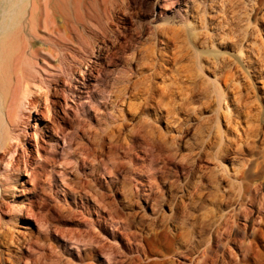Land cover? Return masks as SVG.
I'll return each instance as SVG.
<instances>
[{
	"label": "rangeland",
	"instance_id": "374dc122",
	"mask_svg": "<svg viewBox=\"0 0 264 264\" xmlns=\"http://www.w3.org/2000/svg\"><path fill=\"white\" fill-rule=\"evenodd\" d=\"M94 1L97 4L96 6ZM122 1L85 0L87 4H85L86 6L83 5L85 7L83 15L91 23L97 22L96 16L98 15L101 18L104 15L106 16L109 9L111 13H108L111 16L126 17L120 8ZM242 1V5L237 9L239 13L235 22L237 24L236 35L243 29L241 37L246 35L247 39L255 42L250 44V42L246 43L245 40L243 44L249 50L254 49L252 56L254 61H257V50L259 47H263L262 44L264 45V26H256L252 17L250 19L246 17L255 0ZM5 2L6 0H0V11L4 10ZM224 3L225 0H188L181 8L180 13H182V16H180L177 2L171 6L169 0L162 2L160 5L153 0L154 16L146 23L147 30H142L138 25L132 23L129 26V31L121 34L118 39L114 37L112 39L115 42L112 49L113 57L111 60L103 58L106 67L103 69L100 78L95 79L90 74V67L95 64V56H85L86 54L81 51L78 43H76L77 41L74 43L67 41V36L72 35V17L66 16L62 10L55 8L54 5L49 6L44 0H27L25 2L21 14L26 22L21 28L23 43L32 44L35 49L40 51L51 52L54 56V64H57L59 59H65L66 57L64 61L66 64L74 60V62L79 63L84 73L77 72L74 79L67 78L66 80L62 79L60 82L54 81L51 85L44 84L43 88L36 93L32 107L23 115L21 133L24 135L25 140L22 142L19 151L22 156L42 161L43 157L49 155V151L46 149L48 136L54 137L55 143L59 142L60 147H62L65 145L63 136L67 134V141L73 146V149L62 151L63 148H61V151L57 153L55 162H49L50 176L48 179L46 177V180L26 181L24 177L29 179L27 173L23 177H16L17 185L12 190L16 193L7 196L4 200L3 209L0 210V239L5 233V239H7L5 242L9 240V250H11L8 253L9 256L6 254L7 262L5 264H110L107 257L110 255L109 253H113V256H115V264H154L155 262V264H195L199 259L202 260V263L199 260V264H225L226 261L228 264H264V199L261 196H256L254 206L244 213L245 216L242 213L241 224L247 223V234L235 238L232 231L229 232L232 227L231 219L233 220L234 214H236L233 204H236L235 200L237 198L235 199V197H238L239 179L244 177L247 180L256 178L258 181L263 180L264 182V179H262L264 178V164L260 166L256 173L253 169L247 168L251 162L255 164V161H253L255 158L250 154L236 151L237 148H244L241 143L242 139L245 138L243 130L247 129V132H249L251 128V137L248 136L250 137L248 140L255 144V154L259 152L257 156L261 160V153L264 151V121L261 122V119H264V77H258L257 72L254 75L255 77L251 75L252 77L246 76L244 78V75H242V83L245 85L240 84L238 87L235 84L233 85L232 80L236 76H233L235 71L231 70L235 65L229 66L227 64V66H224L223 64L224 61L228 62L231 59H227L230 54L226 51L230 52L232 48L229 42L221 39L223 30L216 25L223 18ZM262 6L263 8L261 7L258 17L264 14V3ZM199 12L209 22L206 29L210 28V23H215L212 26L214 31L210 30L212 38L215 39V45H211V39L208 38L204 48L225 54L218 62L219 75H210L211 82L200 83L196 103L191 106L194 109L190 121L193 129L189 131L187 136L181 134L176 141H173L178 135L176 127L179 124L174 119L189 117L187 112L178 114L177 111L173 117H168L167 109L169 105L171 102H178L180 98H175L174 101L165 97H162V99L161 93H163L165 85L169 83L167 80L169 76L175 75L176 69L183 70V67L189 64V59L192 56L187 57V55L192 54L193 48L190 49L191 45H187L186 42L182 41L184 36L178 40L175 36H177V30L184 26L185 21L191 23L192 26H199ZM52 15L56 19L51 17ZM231 15L230 13L229 16ZM50 17L56 21V25L49 26L52 33L55 31L53 33L55 36L48 32L45 25L46 20ZM66 17L68 19H65ZM92 17L94 18L92 19ZM29 21H32L36 26L40 25L36 29L39 37L34 38L35 27L33 26V30L30 23H28ZM40 22L42 23L40 24ZM262 22L264 23V19ZM80 27L79 31L83 33L82 37L85 35L84 40L83 38L80 40L81 43L83 41L82 44L91 43V40L94 41L95 39V33L100 32L96 28L90 30ZM62 28H65V30ZM172 36L176 40L172 39ZM238 37L236 36L235 39L238 40ZM168 40L170 42L173 40L174 43L172 41L167 48ZM152 44H156L153 45L155 47L153 56L156 63L154 66L149 64L145 57V50L147 51L148 47L151 48ZM257 45L258 47H256ZM187 51H189L188 54ZM174 52H176V59L180 61L177 64L174 61L173 64H168L166 60ZM260 57L259 60L261 61L259 62L263 65L264 54ZM79 60L82 62L80 63ZM257 66H259V63H257ZM260 69L262 70L264 67H257L256 70L260 71ZM209 73L206 72V75H209ZM93 75L97 76V70L93 71ZM216 78H218V83H215ZM144 79L145 81H151L159 93L153 95L156 100L150 101L148 108L144 109L143 119L132 120L137 115L135 108L139 101L133 99L134 105L132 103V108L130 107L128 110L126 105H114L115 95L130 84L133 88L140 87V83L144 82ZM227 86L230 87L231 91L235 88V91L240 90L241 92L236 95L234 93L225 95L223 100L217 98L218 87L221 91L228 92L229 90H226ZM87 90L90 93H86ZM168 103L170 104L168 105ZM121 109L125 110L124 116L128 120L125 127H120L124 132L122 137H126L127 140L121 138L118 141V148L120 150L121 147V150H116L117 152L114 150L113 156L117 158H113L116 162L113 163L111 155L109 157L108 154L104 159L107 164H104L105 161L102 165L99 164L100 172L98 174L90 169V164L84 166L85 168L81 167V155L79 154L81 146L77 144L75 133L78 130L81 132V136L86 133V136L82 137L84 142L80 140L79 142H87V136L92 133L89 136L92 143L96 144V141H100L98 139L101 138L102 140L103 138L105 141L102 140V143L105 144L106 142L105 145L109 147L115 140L112 123L116 118L114 119L113 116H118ZM117 123L118 125L121 124ZM218 125L224 133L222 144L225 145L229 142L231 144L226 147L229 150L226 165L220 168L213 157L218 148L209 146L206 143L207 129L211 128L213 133L217 132ZM254 125H257L258 128ZM81 128L85 129V132ZM255 128L258 129V133H254ZM151 129H154L156 133L147 135ZM63 131L66 132L63 134ZM130 135L137 138L136 147L128 148L131 146L129 142ZM143 135L150 137V139L148 140ZM158 135H162L161 140H159ZM225 136L226 138H224ZM92 138H95L96 141ZM220 138L221 135H219ZM147 140H151L150 143ZM238 144L241 146L239 147ZM95 146L97 148V145ZM199 151L205 162H207L208 171L215 169L216 174L223 179V190L226 193L225 199L227 200L224 199L221 208H216L211 202H216L218 199L214 201L215 197H208L202 201L206 199L210 201L202 202L203 204L200 201L201 205H196L197 207L188 205L189 207L184 212L182 210L175 211L172 205L175 201L174 197L177 196L181 203L189 204L194 196L191 192L194 193L198 190L195 189L197 179L193 174L189 176L177 174L174 167H165L160 164L161 159L164 154L178 156L182 153L185 158H183L184 160L179 158V164L191 166L192 157ZM119 158H121V161ZM118 160L120 163H117ZM150 163L159 169L157 174L158 186L153 188H150L149 179H147L152 176ZM223 168L226 169L225 172ZM242 168L243 170L247 168L244 170L245 176L243 173L238 172ZM110 170H113L115 174H110ZM64 171L68 173L66 178L71 183L70 188L63 186L61 176ZM260 173L261 176H259ZM85 175L89 177L87 178ZM97 178H100L104 184L109 185H106V189L95 188L100 194H105L104 199L100 195L94 194L95 189L92 190L90 187L94 186V180ZM79 181L81 183L87 181L88 185L86 186V183L80 184ZM140 182H143L144 185ZM84 184L86 187L77 189L82 188L80 186ZM112 190L115 193L111 192ZM36 193H39L42 199H52L51 204L56 205L58 213L66 219L65 225H52L44 218L46 212L41 213L39 210H34V212L32 210L31 213L28 212L29 214L23 215L19 220L11 219V205L13 203L16 205L28 204ZM113 193L118 204V210L115 209V212L116 210L118 212L116 214L114 210H107L104 206V202L110 200L107 194L112 195ZM258 202L263 206L257 205ZM108 211L113 215L111 216ZM190 214L191 217L193 216L192 218ZM248 214L249 216L246 217ZM230 217L232 218L230 219ZM185 218L186 220H184ZM42 219L50 224H45ZM254 226H257L256 229L258 228V230H255V233L252 234L251 231ZM183 227L188 232L190 231V237H192V239H188L186 244L180 242L182 241L180 234ZM218 235L221 236L219 239H217ZM214 238L218 240L217 246L220 247V250H218L219 254L217 252L215 256L213 254L211 257L203 251L209 243L208 239L212 241L211 239ZM189 242L191 243L188 244ZM223 244L224 247H221ZM2 249L4 248L0 245V251ZM194 249L195 253L192 251ZM200 250L201 257L200 254L196 257ZM202 253L206 254L203 255ZM222 253L225 255L220 256ZM214 260L218 261L214 263ZM0 263L4 264L2 261Z\"/></svg>",
	"mask_w": 264,
	"mask_h": 264
},
{
	"label": "bare ground",
	"instance_id": "6f19581e",
	"mask_svg": "<svg viewBox=\"0 0 264 264\" xmlns=\"http://www.w3.org/2000/svg\"><path fill=\"white\" fill-rule=\"evenodd\" d=\"M44 1L49 6L54 5L55 8L62 10V12L66 16H69L70 18L72 17V20H73V25L71 26L72 35H70V37H68L69 35L67 36V39H68L67 41H69L71 43H74L75 41H77L76 43H78V46L81 49V51L86 54L85 56H87V55L95 56V58H96L95 64L90 67V74L92 75V77H95V79L100 78V75H102L103 69L106 67L104 65L103 60L104 59L105 60H107V59L111 60L113 57L112 49H113V45H115V42L112 39L114 37L116 39H118L121 34L129 31L130 30L129 26L132 23H135L136 25H138L142 30L143 29L147 30V27H146L147 24L146 23L148 22V20H150L154 16V14H153L154 13L153 0H132V1L131 0L130 1L123 0L122 6L121 7L119 6V7L121 8V10L123 11V13L125 14L126 17H120V16H115V15L111 16L108 13V12H110V9H109V11L106 10V11H108L106 13V16L104 15L102 18L100 15L96 16L97 17L96 23H94V22L91 23V22L87 21L85 19L86 16L83 15V9H85V7H83V5L86 6L85 4H87V3H85V0H59V1L55 0L54 2H53V0H44ZM90 1H92V0H90ZM155 1L157 4L160 5V4H162V2H165L166 0H155ZM187 1L188 0H169V3L171 6H173V5H175V2H177L179 14H180V16H182V13H180V10ZM25 2H27V0H6L5 5H4L5 6L4 10L0 11V13H1V15H0V210L3 209L4 200L7 198V196H9V194L15 195V193H16L15 191H12V190H14V188L17 185L16 177H18V176L23 177L24 174L27 173L29 176V179H27L28 177L27 178L24 177V180H26V181L46 180V177L48 179V177L50 176L49 162H55V158L57 156V153L59 151H61V148H63L62 151H65L66 149H73V146L70 143H68V141H67V134H64L66 131H63V134H64L63 139L65 142V145L60 147L59 142L55 143L54 137L48 136L47 137V143L48 144H47L46 149L49 151V155L47 157H43L42 161H36V159H34L32 157H28V156L24 157L20 154V152H19L20 147L22 146V142L25 140L24 135L21 133V123L23 120V115L32 107L33 101L36 98V93L40 89L43 88L44 84L51 85L54 81L60 82L62 79L66 80L67 78L74 79V77H76L75 75L77 72L84 73L82 68L79 66V63H77L76 61L74 62V60L71 61V63L66 64L64 62L67 58L66 57L65 59H59L58 63L54 64L53 63L54 56L51 52H48L46 50L40 51V50L35 49L32 44L23 43V41L21 40V28L23 25H25L26 22L22 18L21 14H22ZM94 3H95V1H94ZM242 3H243L242 0H225V3H224L225 9L222 12V13H224L223 18H222V20L220 19L221 21H219L218 24H216L217 26H219V28H221L223 30V34H222L221 39L224 40L225 42H229V45L232 48V50L230 52L226 51L230 54L227 59H229V58H231V59H229L228 62L224 61L223 64H224V66H227V64H229V66H232L233 64L235 65V67L232 68V70H231V71H235L233 76H236L232 80V83H233V85L234 84L237 85V87L240 84L245 85L244 83H242V75H244V78L246 76L247 77H252V76L255 77L254 75L257 72L259 75L258 77H264V69H262V70L260 69V71L256 70L257 67L258 68L264 67V64L261 65L260 64L261 62H259V61H261V60H259V59H261L260 56H262V54H264V45L262 44L263 47L258 48V50H257L258 51V60L254 61L253 56H252L254 54V49L249 50V48H245V45L243 43L245 40H246V43L250 42V44H253L255 42L253 40L247 39L246 35L241 37V33L243 32L242 31L243 29L240 30L238 35H236L237 24H235V22H236L237 15L239 13V11L237 9H238V7H240V5H242ZM263 3H264V0H255L252 7H251L250 12H248L246 14L247 19H250L252 17V20H254V23L256 24V26H261V27L264 26V23L262 22V20L264 19V14L261 15L260 17H258V15H259V11L263 8V6H262ZM96 5L97 4L95 3V6ZM107 6H108V4H107ZM230 13L232 14L231 16H229ZM251 13H253V14H251ZM99 14H100V12H99ZM51 17H54L56 19V17L53 15ZM51 17L48 18V20H46L45 25H46V28L48 29V32L53 34L55 31L52 33V31L50 30L51 28H49V26L51 27L52 24L56 25V21H55V19H52ZM93 18L94 17H92V19ZM198 18L200 21L199 26H197V27L195 25L192 26L191 23H188V21H185L184 26L182 28L180 27L181 29L177 30L178 31L176 34L177 36L174 35L175 38L177 37L176 38L177 40L184 36L185 40L183 39L182 41L186 42L187 45L190 44L191 47L188 46L190 49L193 48L192 54L189 53V51H187V54L189 53L187 55V57H190V56H192V57L189 59L188 66L183 67V70L176 69L175 70L176 74L169 76V78L167 79L169 81V83L166 84L167 81L164 82L166 85H165L163 93H161V95H162L161 98L162 97L169 98V99H171V101L172 100L174 101L175 98H180L178 102L173 103L170 101L171 104L168 103V105L170 104L168 109H167L168 117L169 116L173 117V115H174V113H176V111L178 114L182 113V112H187L188 117H189V118H184V119H180V118L174 119L176 122L178 121L179 124L176 127L178 135L173 139V141H176L177 137L181 134L184 136H187L189 131L193 129V127H191L190 121H191L194 109L191 106H193L196 103V98L198 95V88L200 87V83L201 84L209 83V82H211V80H210L211 76L210 75H213V74L215 76L219 75L218 62H219V59L223 58V56L225 54V53H221V52H218L215 50H206V48H204V45L206 43V39H208V38L211 39L210 40L211 45H213V46L215 45V39L212 38V33L210 32V30H212L213 24H215V23H210V28L206 29L208 24H209V22L206 21V17L203 14L200 15V12H199ZM65 19H68V18L66 17ZM28 23H30L33 30L35 27V30L33 32V33H35L34 38L39 37V35H37L38 33L36 32L37 31L36 29H37V27H40V25L36 26L35 24H33L32 21H29ZM41 23L42 22H40V24ZM63 23H65V22H63ZM58 26H55V27H58ZM77 26H79V27L82 26L84 29H90V30H93L94 28H96L100 32L94 31V32H96L95 33L96 36H95L94 41L91 40L92 41L91 43L86 42V43L82 44L83 41L81 43L80 40L85 35L82 37L83 33L79 31V27H77ZM62 29L65 30V28H62ZM204 29L206 31H203ZM80 30H81V27H80ZM45 31H46V29H45ZM212 31H214V29ZM68 33H70V32H68ZM173 33L175 34L174 31H173ZM173 33H172V35H173ZM66 35H64V36H66ZM236 36H239L238 40L235 39ZM169 37H171V36H169ZM173 38L174 37L172 36V39ZM175 38H174V40H176ZM83 40H84V38H83ZM156 40H158V39H156ZM67 41H66V43H68ZM172 41L173 40H171V42ZM171 42L169 40L167 41V48L170 46ZM173 43H174V41H173ZM156 44H157V41H156ZM153 45L154 44L151 45V48L148 47L149 49L146 48L147 51L145 50V57H146V60L148 61V63L154 66L156 63H155V59L153 56L154 51H155L154 50L155 45L154 46ZM152 46H153V48H152ZM256 47H258V45ZM67 49H69V48H67ZM70 52L72 53V51H70ZM70 52H68V54L71 55ZM175 54H176V52H174V54L172 56L167 58L168 60H166V61L168 64H173V61L176 62V64H177L180 61V60L176 59L177 56ZM72 55H75V54H72ZM77 55H76V57H77ZM72 59H74V58H72ZM178 59H180V58H178ZM79 61H80V63L82 62L81 60H79ZM257 63H259V66H257ZM251 69H253V70H251ZM94 70H97V76L93 75ZM206 72H210L209 75H206ZM215 83H218V78H216ZM140 85H141L140 87L133 88V86L130 84L115 95V100H114L115 106H119L120 104H122L123 106L126 105L127 109L128 108L130 109V107L132 106V103H133L132 101H134L133 99L139 101V103L136 105V108H135V106H133V108H135L137 110V115L132 120L143 119V117L145 115L144 109L148 108V106H149L148 104L150 101L156 100V98H154L153 95L159 93V91L155 88V86L153 85V83L151 81H145V79H144V82L140 83ZM87 89H88V87H87ZM226 90H229V91L228 92L225 90L221 91V89L218 87L217 94H216L217 98H220L223 100L225 95H229L230 93H234V95H236V94L241 92L240 90L235 91L236 90L235 88L232 89V91H231L229 86H227ZM75 93L76 92L74 91V94ZM86 93H90V91L87 90ZM159 101L161 102V100H159ZM133 105H134V103H133ZM136 110H135V112H136ZM124 112H125V110L123 111V109H121V111H119L118 116H113L114 119L116 118V120H114V123H112V125H113L112 132H113V137L115 138V140H114V143L109 145V147H107L105 145L106 142H105V144L102 143V140L105 141L103 138H102V140H101V138L98 139L101 142L96 141V139L94 138L96 141V144H94V142L92 143L91 142L92 140H90V137H89L90 134L92 135V133H90V132H89L90 134L87 136L88 137L87 142H85V143L79 142V140L83 141V138L86 136L85 135L86 133H84V135H85V136L83 135L84 137L80 135L81 132L79 130L75 133V139L78 142L77 144L79 146H81V148L79 149V154L81 155V159H80L81 167L82 166L84 167V166L90 164L89 165L90 169L94 173L98 174V172H100L99 164L102 165L104 163V161H105L104 159L106 158V156L108 154H109L108 156L110 157V155H111V157L113 159V160L112 159H110V160H112L113 163L116 162L114 160L117 157L115 158V156H113V153H114V150H115V152H117L116 150H119L118 141L121 138L127 140L126 137L125 138L122 137L124 132L122 131V128H120V127H125L127 122H128L127 117L124 116ZM130 112H131V110H130ZM263 121H264V119H261L262 123H263ZM117 122H119L121 124L118 125ZM255 126L258 128L257 125H254V127ZM82 128H84V127H82ZM217 128H218V131L214 132V133L212 131L213 129H211V128L207 129V131H206V143L209 146H212V147L216 146L218 148L217 152L215 153V155H213V157L218 162L217 165L220 168L221 166L225 167V165H226L225 163L227 160V155L229 153V150L226 149V147H229V145H231V144H229L230 142L228 144H225L226 146L224 144H222L224 133L222 132L220 125H218ZM257 128H255L254 133H256L258 131ZM82 130L84 131L85 129H82ZM243 131H244V137L245 138L243 137L244 139H242V142L241 141L240 142L244 145V148L243 149L240 148L241 150L237 148L238 150L236 149V151L237 152L239 151L240 153L244 152L246 154H250L255 158L253 160V161H255V164H253V162H251V164L248 165L249 167L247 166V168L253 169L257 173L260 166H262V164H264V151H263V153H261L262 154L261 160H259L260 157L257 156V154L259 152L257 154H255V151H256L255 150L256 147L254 146L255 144H252L250 142L251 140H248L251 137V135H250L251 128H250L249 132H247V129L246 130L244 129ZM155 133H156V131L154 129H151L147 133V135H150V134L154 135ZM219 135H221L220 139H219ZM248 136H250V137H248ZM143 137H145V136L143 135ZM146 137L148 138V140L150 139V137H148V136H146ZM158 137L160 138L159 140L162 139V135H158ZM130 138L131 139L129 140V142H130L131 146H129L130 145L129 144L128 148H130L132 146L136 147L137 138L134 137V135L133 136L130 135ZM224 138H226V136ZM150 141H148V142L150 143ZM154 143H155V141H154ZM173 143H175V142H173ZM95 145H97V148H95L96 147ZM222 145H224V146H222ZM238 146H239V144H238ZM162 147H163V145H162ZM120 150H121V147H120ZM257 150H259V149H257ZM260 152H261V150H260ZM118 156L121 157L119 154H118ZM7 157H9L8 160H6ZM179 158H181L180 160H182L183 158H185V155L182 153H180L178 156L177 155H166V154H164V156L161 159L160 164H163L165 167H170V166L174 167L176 170V173L180 174V175L189 176L190 174H193L194 177L197 179V183L195 184V189H198V190H197V192H194V193L191 192L192 195L194 194V196H193V199L191 200V202L189 204H187L185 202L181 203L179 201L178 197L175 196L174 197L175 201H173V203H172L173 210H175V211L182 210L184 212L186 210V208L189 206H196V205L198 206V205H201L202 202L210 201L207 199L205 201H202L203 199L208 198V197H215L214 201H216V199H218V201L211 202V203L214 205V207L221 208L223 205L222 203H224V199L226 198L225 197L226 193L223 190V179L220 178L218 176V174H216L215 169H211L208 171L207 162H205L201 152L199 151V152L194 154V156L192 157L191 166H189L188 164H179L180 163ZM146 159H148V158H146ZM119 160L121 161V158H119ZM120 161L117 163H120ZM104 164H107L106 161ZM156 166H157V164H156ZM246 169H244V170H246ZM158 170L159 169H157V167H154L150 163V171L152 172V176L147 178V179H149L150 188H153L154 186H158V184H157V182H158V177H157ZM244 170L242 168L238 172L244 174L245 173ZM223 171L225 172L226 169L223 168ZM254 171H253V173H255ZM109 173L115 174V172L113 170ZM67 176H68V173L66 171H64L62 173V176H61L62 177V183H63L64 187L70 188L71 183L69 180H67V178H66ZM85 176L87 178L89 177L87 175H85ZM244 176H245V174H244ZM244 176H241V177H244ZM259 176H261V173ZM262 179H264V178H262ZM83 181H82V183L87 182V181L86 182H83ZM94 181H95L94 186H90L92 188V190H94L95 188H98V187L100 189H106V185L109 186L108 184H104V182L100 178H97ZM112 181H111V183H112ZM78 183L82 184L80 181ZM140 183L142 185H144L143 182H140ZM239 183H240V186H239V191L237 194L238 197H235V199L237 198L236 200L234 199L236 201V202L234 201L236 204H233L234 205L233 208H235L234 211H236V214H234L235 216L233 217V220L231 219L232 217H230V219L232 221L231 222L232 227L229 230V232L232 231V234L235 238H238V237H241V236H244L247 234V231H246V229H247L246 227L248 226L247 223L246 224L243 223L244 225L241 224L242 213L245 216L244 213L247 212L250 207L254 206L257 195L261 196V198L264 199V182H263V180L258 181L256 178L247 180V178L244 177V178L239 179ZM87 185H88V183H86V186ZM84 186H85V184L83 186L82 185L80 186L82 188H77V189H83ZM87 188H86V190H87ZM88 192H90V191L88 190ZM94 192H95L94 194H97L98 196L100 195V197H102V198L106 197V196H104L105 194H100L97 189H95ZM111 192H114V190H112ZM114 193L112 195L107 194V196L110 198V200L108 202H104V206L106 207L107 210H110V211L114 210V213L116 214V213H118L117 212L118 204L114 198ZM86 194H88V193L86 192ZM40 196L41 195L39 193H36L34 198L31 199L30 202L28 204H25V205L24 204L23 205H16L15 203H13L11 205V213H12L11 219L19 220L21 217H23V215H26L28 212H30L32 210H33V212H34V210H36V211L39 210V211H41V213L46 212V214H44V218L47 221H49L50 223H52V225L53 224L54 225L55 224L65 225L66 219L63 217V215H60L58 213V210H57L58 208L56 209L57 206L56 205L53 206L51 204L52 199L51 200H49L47 198L42 199V197H40ZM181 198H183V196H181ZM177 199H178V201H177ZM225 200H227V199H225ZM102 201H104V200H102ZM200 201H201V203H199ZM226 204H228V202H226ZM257 205L263 206L264 204L262 205L261 203L258 202ZM204 207L206 208V206H204ZM260 208H262V207H260ZM115 209H117L116 212H115ZM208 210H209V208H208ZM210 210H212V209H210ZM183 212H181V213H183ZM233 213H235V212H233ZM248 213L250 214V212H248ZM109 214L111 216L113 215L110 212H109ZM208 214H209V211H208ZM249 214L246 215V217H248ZM193 215H195V214H193ZM42 217H43V215H42ZM190 217H191V214H190ZM112 218H114V217H112ZM184 220H186V218ZM44 221L45 220H43V222ZM47 221H45V224L49 223V222L46 223ZM206 221H208V220H206ZM177 222H178V220H177ZM182 224H183V222H182ZM176 225H177V223H176ZM193 225H194V223H193ZM203 225H204V223H203ZM206 226H207V224H206ZM57 227H58V225H57ZM228 227H227V229H229ZM256 227L257 226H254L252 228V231H251L252 234L255 233V230H258V228L256 229ZM200 228H201V226H200ZM181 229H182V232L180 235H181L182 241H180V242L186 244L188 242V239L190 240V239H192V237H190V231L188 232V230H186L184 227ZM222 233H224V232H222ZM218 234H219V232H218ZM229 234H231V233H229ZM193 235H194V233H193ZM213 235H214V233H213ZM256 235H257V233H256ZM2 236H1L2 238L0 239V245H2V247L4 249H2V251H0V262L2 261L5 264V262H7L6 254L9 256L8 253L11 250H9L10 249L9 240L7 242H5V240H7V239H5V233H3ZM191 236H192V234H191ZM217 237H218L217 239H219V237H221V236L218 235ZM211 240L212 241H210V239H208L209 243L207 242L208 244L206 246V249H204L205 251H203V252H206L210 256L213 254L215 256V254L218 252V250H220V247L217 246L218 240H216L215 238L211 239ZM219 242H220V244H222L221 241H219ZM190 243L191 242H189L188 244H190ZM221 247H224V244ZM204 248H205V246H204ZM192 251L194 252L195 249ZM181 253H184V252H181ZM194 253H192V254H194ZM196 253H197V251H196ZM206 253H204V254H206ZM109 254L110 255L107 256L109 259V263L115 264V262H116L115 256H113V253H109ZM199 254L201 257V250H200V253L198 252L196 257H198ZM218 254H219V252H218ZM223 254L224 253H222V255L220 254V256H223ZM138 260H139V258H138ZM199 260H200V262L202 261L201 259H199ZM199 260L195 264H199ZM8 261H9V259H8ZM216 261H218V260H216ZM216 261L214 260V263ZM223 261H224V259H223ZM226 263H227V261H226ZM148 264H150V263H148ZM211 264H213V263H211Z\"/></svg>",
	"mask_w": 264,
	"mask_h": 264
}]
</instances>
